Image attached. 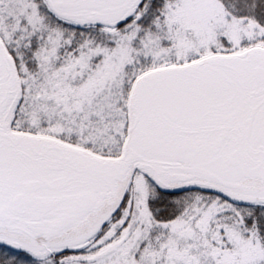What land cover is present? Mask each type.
<instances>
[{"label": "snow or ice", "instance_id": "snow-or-ice-1", "mask_svg": "<svg viewBox=\"0 0 264 264\" xmlns=\"http://www.w3.org/2000/svg\"><path fill=\"white\" fill-rule=\"evenodd\" d=\"M0 264H264V0H0Z\"/></svg>", "mask_w": 264, "mask_h": 264}]
</instances>
